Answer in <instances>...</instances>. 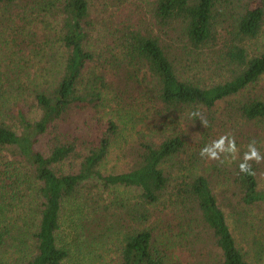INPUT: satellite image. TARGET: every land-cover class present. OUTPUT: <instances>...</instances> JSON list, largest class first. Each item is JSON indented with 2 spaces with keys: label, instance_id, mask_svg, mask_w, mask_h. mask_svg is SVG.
Listing matches in <instances>:
<instances>
[{
  "label": "trees",
  "instance_id": "trees-1",
  "mask_svg": "<svg viewBox=\"0 0 264 264\" xmlns=\"http://www.w3.org/2000/svg\"><path fill=\"white\" fill-rule=\"evenodd\" d=\"M147 1L149 23L101 39L89 0H0V52L8 62L27 51L42 61L32 92L39 119L28 120L17 103L5 106L0 98V148L11 150L16 167L28 174L19 184L24 191L17 180L8 189L29 198L27 209H38L34 254L24 264H63L69 257L61 243L64 211L78 204L87 184L100 186L99 195L118 188L136 193L121 212L131 224L119 231V264H178L175 252L186 250L200 254L197 264H255L258 258V249H245L234 236L213 181L196 159L185 165L182 156L196 136L189 130H202L199 117L210 126L215 118L207 113L221 105V119L230 124L264 123V0ZM106 57L120 63L121 76L148 105L129 168L113 174L100 166L119 125L95 120L88 141L71 123L78 109L107 101ZM14 84L8 79L10 90ZM46 135L54 143L41 152L36 147ZM241 161L231 159L226 182L241 204L262 207L258 164L252 162L255 175H246ZM163 224L164 253L156 244ZM3 244L0 232V249Z\"/></svg>",
  "mask_w": 264,
  "mask_h": 264
},
{
  "label": "rangeland",
  "instance_id": "rangeland-1",
  "mask_svg": "<svg viewBox=\"0 0 264 264\" xmlns=\"http://www.w3.org/2000/svg\"><path fill=\"white\" fill-rule=\"evenodd\" d=\"M89 2L90 18L93 26H96L94 35L101 39L109 34L117 35L124 26L134 28L149 23L147 0H89ZM110 51L115 58L119 57L116 49ZM106 58L105 66L111 70L106 74V80L111 84L107 101L97 108L92 105L86 110L78 109L71 114V123L76 132L86 131L85 138L88 141L95 120L98 119L101 123L111 120L119 125L118 136L113 140L109 154L100 166L102 173L113 174L124 172L129 168L137 148L138 133L144 132L140 121L148 105H142L145 102L140 94L132 84L126 82V77L121 76L123 73L120 63L118 61L114 63L110 57ZM40 67H42L41 59L35 58V54L30 51L16 56L10 62L0 52L1 102L4 101L5 106L17 103L30 121H36L40 117V112L32 99L34 79L38 78ZM8 79L11 83L15 82L11 90L8 88ZM223 111L224 105H221L214 109L213 115L207 113L206 119L215 118L208 129L202 126L200 132L189 130V134L196 136L188 139L184 151L186 155L182 156L183 161L185 165L194 159L198 161L195 165L202 168L207 177L213 181L215 192L223 195L222 205L234 236L245 249H258V258L254 263L264 264V206H245L241 204L239 197H234L232 194V187L226 182L227 176L231 173L229 168L232 157L225 159L222 155L221 159L225 162L220 163L206 157L201 158L199 155L204 145L224 134L235 137L239 150L235 159H242L246 146L251 140L257 142V148L264 155V123L245 124L240 127L235 125V122L230 124V121L221 119L220 112ZM199 119L202 120L201 117ZM8 123L15 125L14 120L11 119ZM158 127H161L160 124ZM186 127L184 124L180 125L181 131ZM203 133L206 137L201 140ZM52 143L54 139L46 135L39 140L36 148L46 152ZM14 160L15 156L11 150L0 148V232L4 234V244L0 249V264H24L33 256L34 243L31 238L39 221L37 207L32 204V208L27 209L29 198L12 194L13 190L8 189L12 181L17 180L19 185L22 179L28 176L25 169L19 165L18 168L16 167ZM258 167L260 172L257 181L259 188L264 189V162L258 164ZM63 169L69 171L72 167L64 166ZM20 186L22 185H19L20 191H24L25 189ZM99 187L94 184L85 185L84 196L80 197L78 204L72 210H68L69 206L65 207L60 233L61 243L69 250V257L63 264H119L121 252L119 231L125 230L131 224L124 219L125 215L121 212L124 206L136 200V193L130 189L118 188L99 195ZM167 211L165 212L168 213ZM152 221L155 222L156 219ZM165 233L168 232H164V224L159 225L156 244L163 249V253ZM104 235H107L106 238ZM198 256L200 254L192 250L177 251L173 261L179 262L178 264H197L203 259L199 258L196 261Z\"/></svg>",
  "mask_w": 264,
  "mask_h": 264
},
{
  "label": "clouds",
  "instance_id": "clouds-1",
  "mask_svg": "<svg viewBox=\"0 0 264 264\" xmlns=\"http://www.w3.org/2000/svg\"><path fill=\"white\" fill-rule=\"evenodd\" d=\"M199 114L192 113L193 117H197ZM202 126L207 127L208 122L206 120L200 121ZM256 141L251 140L247 146L246 151L243 153L242 161L238 165L239 172L246 175H255L252 168V162L260 164L264 162V155L261 154L256 146ZM239 150L236 146L235 137L231 134H224L219 136L217 139L213 140L211 143L204 145L199 152L201 158H207L209 160L219 161L224 163L225 161L221 159L223 155L225 159L229 156L235 159Z\"/></svg>",
  "mask_w": 264,
  "mask_h": 264
}]
</instances>
